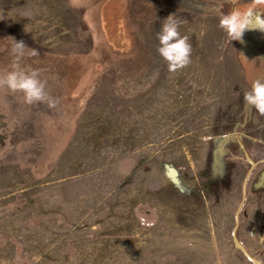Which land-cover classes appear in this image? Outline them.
<instances>
[{
    "label": "rangeland",
    "instance_id": "1",
    "mask_svg": "<svg viewBox=\"0 0 264 264\" xmlns=\"http://www.w3.org/2000/svg\"><path fill=\"white\" fill-rule=\"evenodd\" d=\"M217 1L0 0V72L23 40L58 100L0 87V264H264V40L230 41Z\"/></svg>",
    "mask_w": 264,
    "mask_h": 264
},
{
    "label": "clouds",
    "instance_id": "2",
    "mask_svg": "<svg viewBox=\"0 0 264 264\" xmlns=\"http://www.w3.org/2000/svg\"><path fill=\"white\" fill-rule=\"evenodd\" d=\"M256 9V0H249L244 6H240L236 0L230 10L219 12L218 26L230 41L242 36L244 30L250 26L253 16L255 26L264 29V16L255 13ZM180 23L179 19L169 13L163 18L160 29L156 32L157 52L167 62L169 71H175L190 62L191 45L187 37L179 32ZM9 52L12 61L7 71L0 72V87L6 86L12 92L22 93L26 104L46 101L49 107H54L58 100L46 91L45 81L41 78L39 70L21 63L26 56L38 55L37 49L11 36ZM244 101L264 114V81L252 80L249 90L244 92Z\"/></svg>",
    "mask_w": 264,
    "mask_h": 264
},
{
    "label": "crops",
    "instance_id": "3",
    "mask_svg": "<svg viewBox=\"0 0 264 264\" xmlns=\"http://www.w3.org/2000/svg\"><path fill=\"white\" fill-rule=\"evenodd\" d=\"M238 2H239L240 6H244L249 2V0H238ZM217 3L222 5V0L217 1ZM207 4H209L210 6H213V5H211V4H213V1H207ZM256 4H257V9L255 10V13H259L261 16H264V0H256ZM209 12L216 13V11H209ZM255 25H256V21H255V18L253 16V19L250 21V26L244 30L242 35L245 36V34H251L252 33V35L256 36L255 39L253 38L254 43H259L258 38H261L262 40H264V36H263L264 29H260L259 27L255 26ZM255 29L261 30V32L263 34L254 32Z\"/></svg>",
    "mask_w": 264,
    "mask_h": 264
},
{
    "label": "trees",
    "instance_id": "4",
    "mask_svg": "<svg viewBox=\"0 0 264 264\" xmlns=\"http://www.w3.org/2000/svg\"><path fill=\"white\" fill-rule=\"evenodd\" d=\"M253 164V166H254V163H252ZM237 245H239V244H237Z\"/></svg>",
    "mask_w": 264,
    "mask_h": 264
}]
</instances>
